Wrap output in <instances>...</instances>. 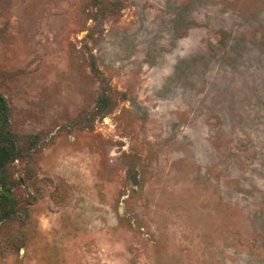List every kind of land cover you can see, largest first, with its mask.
Returning a JSON list of instances; mask_svg holds the SVG:
<instances>
[{
	"label": "rangeland",
	"instance_id": "obj_1",
	"mask_svg": "<svg viewBox=\"0 0 264 264\" xmlns=\"http://www.w3.org/2000/svg\"><path fill=\"white\" fill-rule=\"evenodd\" d=\"M0 103V264H264V0H0Z\"/></svg>",
	"mask_w": 264,
	"mask_h": 264
},
{
	"label": "trees",
	"instance_id": "obj_2",
	"mask_svg": "<svg viewBox=\"0 0 264 264\" xmlns=\"http://www.w3.org/2000/svg\"><path fill=\"white\" fill-rule=\"evenodd\" d=\"M1 106L4 107V104L2 103ZM4 118H5V110L2 108L0 110V126H1V129L3 128V126L5 125V122H6ZM0 131H2V130H0ZM7 153L8 152L4 146L0 147V162H2L7 157V155H6Z\"/></svg>",
	"mask_w": 264,
	"mask_h": 264
}]
</instances>
